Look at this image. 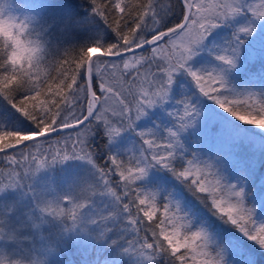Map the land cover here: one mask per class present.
Masks as SVG:
<instances>
[{
    "label": "snow or ice",
    "instance_id": "6c2138e0",
    "mask_svg": "<svg viewBox=\"0 0 264 264\" xmlns=\"http://www.w3.org/2000/svg\"><path fill=\"white\" fill-rule=\"evenodd\" d=\"M89 4L113 39L95 34L64 49L43 75L0 82V99L17 114L0 122V184L16 186L37 166L82 162L84 174L65 193L78 201L72 214L82 208L103 229L99 238L118 230L112 244L138 264H230L240 238L264 249V223L243 181H226L184 142L199 131L201 101L264 130V92L228 81L264 27V0Z\"/></svg>",
    "mask_w": 264,
    "mask_h": 264
},
{
    "label": "clouds",
    "instance_id": "9594fccd",
    "mask_svg": "<svg viewBox=\"0 0 264 264\" xmlns=\"http://www.w3.org/2000/svg\"><path fill=\"white\" fill-rule=\"evenodd\" d=\"M53 48V43L44 35L43 29L30 13L21 10L16 0H0V82L10 83L12 79L27 81L28 74H35L38 70L43 75L63 52L54 55ZM64 163L37 166L36 170L30 171L23 182L16 186H7L8 181L0 184V195L6 191L19 190L21 197H32V207L25 210L16 226L7 222V216L14 210L15 202L0 201V264H48L50 253L61 236L77 229L86 230L90 225L97 226L95 235L100 237L103 229L91 222L93 218H85L82 208L77 207V214H72V206L78 201L73 195L65 196V193L73 192L74 180L63 192L33 187L38 173L52 170ZM48 191L53 194H46ZM75 195H81L79 190H76ZM66 202L68 208L64 207ZM52 224L58 225L55 232L43 231ZM8 244L13 247L8 248ZM120 254L129 260V264H138V256L126 254L121 249Z\"/></svg>",
    "mask_w": 264,
    "mask_h": 264
},
{
    "label": "trees",
    "instance_id": "16d2710c",
    "mask_svg": "<svg viewBox=\"0 0 264 264\" xmlns=\"http://www.w3.org/2000/svg\"><path fill=\"white\" fill-rule=\"evenodd\" d=\"M16 3L21 6L22 11L30 13L34 21L43 29L44 35H46L54 45V55H58L66 48L75 47L84 43L95 34H100L106 42L113 39L112 33L107 29L102 20L91 13L89 0H16ZM261 51H263V49ZM263 54L258 53L251 63V69L258 75L259 73L264 75ZM242 59L246 61L247 58L243 56ZM239 62L241 65L238 64L234 71L228 75V81L229 83L231 82L232 85L240 87L244 81L250 79L244 80L245 74H249V68L247 66V68L242 69L240 66H243V63L240 58ZM240 71H244V73ZM235 72L239 73L235 75ZM188 89L189 87L186 88L184 86V90ZM205 106L207 107L206 102L201 101L202 113L205 111ZM209 109L211 111L210 116L215 114L213 108ZM16 118L17 114L11 109V106L0 99V122L12 123ZM228 121L232 123L234 128H237L236 121H232L231 118H229ZM215 122L216 120L211 118L208 122L207 131L201 133V141H203L205 147L209 148L208 155H213L214 157L218 153L225 151L224 147H218V145L213 142L214 137L220 135L215 129ZM225 123L223 118H219L220 131L225 129ZM242 128H245V125H242L241 129ZM242 141L241 136H239V138L236 137L235 142L240 144L239 146H242ZM185 146L187 148H197L199 147V139L194 140L190 145L185 144ZM6 167V162L0 159V168ZM261 169L262 167L260 164L257 166L256 172L259 173ZM62 170L64 174L61 175V181L66 175L67 168H62ZM74 171H77V174L80 171L83 172V170L80 169ZM248 175L251 176L250 174ZM172 182L175 183L174 181ZM58 185L60 186V183H58ZM177 188L179 189V186H177ZM55 226L56 225L51 226L53 230L50 232H55ZM109 227H111V225H109ZM120 228H123V225H121ZM80 231L81 234L79 237L66 233L58 239L57 248L59 247L62 250L60 253L55 254L57 264H129V260L120 254V247L111 242L112 240L119 239L118 230L114 229L112 232L106 233L103 238L96 237L95 234L98 231L96 225H90L86 230ZM64 243H67V245L65 246ZM7 247L12 248L13 245L8 244ZM261 254L264 255V250L261 251ZM52 255L53 254L49 256L48 264H52ZM251 262L252 264H264V257L254 256Z\"/></svg>",
    "mask_w": 264,
    "mask_h": 264
},
{
    "label": "rangeland",
    "instance_id": "374dc122",
    "mask_svg": "<svg viewBox=\"0 0 264 264\" xmlns=\"http://www.w3.org/2000/svg\"><path fill=\"white\" fill-rule=\"evenodd\" d=\"M261 25H264V22H260ZM256 49V54L264 53V27L259 26L257 28L256 33L252 38H250L246 45L242 48V56L252 53ZM263 49V51H261ZM264 55V54H263ZM253 59H251L250 63H252ZM234 71V70H233ZM249 74H245L244 80H246L242 83V85L235 86L232 85L230 82V86L236 90H244L249 89L257 92H264V75L259 73L256 74L253 70ZM243 72L244 71H240ZM239 72H235V75ZM257 80V81H256ZM181 84L185 86L186 88L189 87L188 82L185 80H181ZM208 107V108H207ZM205 106V111L202 113L200 124L198 125L199 131L190 133L189 135H186L185 137V144L190 145L194 140L199 139V147L197 148H188L191 151H196L202 159H209L212 160L214 163H216L221 171V174L224 176L225 180L228 182L236 183L240 180L243 181V188L246 193V185H247V178L245 175L240 173L238 171L237 166H239L243 160V156H246L248 154V167L244 165V168L247 171H252L257 168V165L259 161H262L264 164V130H260L254 126L245 125V128H242L240 131L237 132L238 127H241L242 124H239L237 122V128L233 127L232 123L228 121L230 117L226 116H216L215 114H212L210 116V109L213 108L215 113L219 112V109H216L212 105ZM211 118H214L216 120L215 122V129L220 135H216L214 137L213 142H215L218 147H224L225 151L218 153L215 157L213 155L209 154V148L204 146V143L201 138V133L206 132L208 129V122ZM219 118H223L225 120V128L230 132L229 137H226L223 131L219 130ZM234 121V120H232ZM234 133L236 135L241 136V139L243 140L242 146H239L240 144L236 143V137L234 136ZM232 164V166H231ZM62 168H67L66 175L63 177V180L61 181V175L64 174ZM76 169L83 170L84 165L82 162L78 161H67L63 165L53 168L52 170H44L37 174V176L34 178L33 181V187L42 190V189H55L58 186V183L60 185H64V187L61 189L62 192L66 189L67 185L74 180V178L81 176V174H84L83 172H79L77 174V171H74ZM262 169L264 170V165L262 166ZM74 171V172H72ZM71 172V173H70ZM252 175V172L250 173ZM69 176V177H68ZM255 179L252 181V190L255 191L254 196V202L256 204H259L260 202L264 201V171H262L259 175H254ZM253 191V192H254ZM15 197L20 199L18 201V204L16 201H12L13 198L9 196L10 191H6L5 194L0 195V201L5 202H15V209L12 210L9 213V218H7V222L11 226H16L20 223L21 219L23 217H20V213L14 212V211H20L23 210L25 212L26 209L32 207V197L30 195H24L20 196L19 190L14 191ZM46 194L51 195L53 194L52 191H48ZM6 198L8 201H6ZM254 202H251V204H254ZM103 205H100L102 207ZM88 211H92V209H88ZM254 219L258 222L264 223V207L262 209L257 210L254 212ZM14 221V222H13ZM56 229L58 228V225L55 226ZM80 229H77L73 232H69L71 235H76L80 233ZM239 234H236L238 236ZM235 239V237H234ZM242 243L243 238H240ZM246 239V238H245ZM252 244L255 248L259 249L257 246L254 245L251 241H245ZM240 243L238 249L229 257L230 264H241V256L239 253H244L245 258L249 261L250 259V252L254 251L250 249V246L248 243H245L244 245ZM246 248V249H245ZM264 250V249H259ZM52 253V251H51ZM50 253V255H51ZM52 262V259H51ZM53 264V262H52Z\"/></svg>",
    "mask_w": 264,
    "mask_h": 264
}]
</instances>
